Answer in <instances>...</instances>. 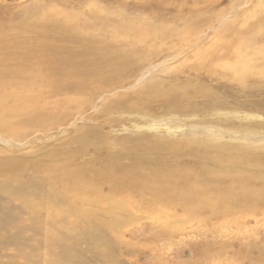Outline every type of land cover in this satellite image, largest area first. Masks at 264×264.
Here are the masks:
<instances>
[{"label":"rangeland","instance_id":"374dc122","mask_svg":"<svg viewBox=\"0 0 264 264\" xmlns=\"http://www.w3.org/2000/svg\"><path fill=\"white\" fill-rule=\"evenodd\" d=\"M37 4L35 0H0V15L4 14L0 19L5 20L3 27L0 26L3 36L9 40L20 33L18 36L23 41L33 38L28 30L18 31L14 27L28 20L27 13ZM39 4L51 10L46 14L55 22L63 21V14H67L92 21L97 17L95 24L99 25V21L109 16L104 20L110 22L106 30L96 27L101 32L95 30L97 38H105L106 43L110 40L113 47L123 48L127 53L143 52L147 59L133 63L135 73L121 78L118 84L98 85L100 88L96 93L84 94L81 105L71 108L73 115L69 122L49 132L42 131V139L33 138L35 135L23 138L16 130L5 135L6 142L0 140V161H13L8 163L6 176L0 174V182L17 185V181H26L34 167H44L51 159L99 167L109 161L130 165L140 157H161L163 164L169 162L167 164L174 168L190 167L196 163L197 156L207 157V148L201 147L203 151L195 154L170 149L147 152L144 151L146 145L142 144L144 139L159 137L166 142L181 141L190 134L205 140L208 148L226 145L253 150L254 161L244 166L242 173L252 177L255 173H264V0H43ZM114 25H134V34L116 36L111 28ZM154 28H166L169 35L157 39L141 35L146 29L150 32ZM22 31L27 32V36L22 35ZM180 33L186 35L181 37ZM138 36L141 43H138ZM150 86L163 91L175 89L186 95L178 107L172 108L163 97L139 96L143 88ZM37 92L31 95L35 98L32 104L36 110L40 107L46 109L51 106L47 103L63 99V96L50 93L49 89ZM84 98L89 99L88 102ZM2 102L3 97H0ZM26 102L22 103L28 104ZM110 105L113 107L107 110ZM27 113L35 112L29 108ZM16 122L12 123L14 127L23 130L24 123ZM167 127L173 133H168ZM245 137L258 142L245 141ZM256 179L251 185L262 187L263 181ZM129 198L107 204L112 220L119 222L115 232L118 237L140 226H154L170 237L181 233L192 236L188 238V245L174 247L172 252L162 238L147 236L141 242L135 240L138 246L129 250L132 257L136 254L134 258H138L152 251L157 257L150 263L138 258V264H166L165 258L178 249H182L185 256L180 264H200L189 257L188 247L203 242L210 246L204 247L200 255L206 257L205 264H264L263 205L251 208L241 203L237 210L226 206L222 225L214 228L211 225L216 220L213 212L202 213L207 208L195 215L182 211L175 215L179 201L178 204L174 200L164 202L156 197V200L144 204L143 209H137L129 203ZM189 199L195 204L200 200ZM13 202L24 206L21 199H13ZM28 217V214L24 215L23 223H28ZM17 251L16 246H10L0 250V255ZM123 257L128 262L135 260L127 254Z\"/></svg>","mask_w":264,"mask_h":264},{"label":"bare ground","instance_id":"6f19581e","mask_svg":"<svg viewBox=\"0 0 264 264\" xmlns=\"http://www.w3.org/2000/svg\"><path fill=\"white\" fill-rule=\"evenodd\" d=\"M35 1L37 7L27 13L28 20L14 27L18 31L28 30L34 35H31L33 38L23 41L18 33L8 40L0 32V97H3L0 103V140L3 142H6L5 135L15 130L20 131L23 138L35 135L33 138L38 139L42 131L49 132L62 127L73 115L71 108L81 105L84 94L96 93L97 88H100L98 85L110 82L118 84L121 78L135 73L133 63L147 59L143 52L127 53L123 48L113 47L110 40L109 44L104 41L105 38H97L96 27L106 30L110 22L104 20L109 16L99 21V25L95 24L96 19H99L96 16L92 21L67 14L62 15L63 21L55 22L49 20L46 14L51 10L39 4L43 0ZM57 13L60 14L59 11ZM51 17L54 20V16ZM4 23L5 20L1 18L0 26L3 27ZM127 26L114 25L111 28L116 36L122 33L128 36L133 33L134 25ZM149 30L146 29L141 35L144 38L153 36L152 39L169 35L166 28ZM21 34L27 36V32L24 34L22 31ZM183 34L178 35L183 37ZM141 42L139 37L138 43ZM45 89L54 95L63 96V99L47 103L51 106L46 109L40 107L36 110L32 104L35 98L31 95ZM138 94L140 97L151 94L163 97L172 108L178 107L186 95L175 89L163 91L157 86L145 87ZM88 100L84 98V101ZM25 101L29 105L22 103ZM111 107L107 106L106 109ZM29 108L35 113L28 114ZM16 120L24 123L23 130L14 127ZM166 131L173 133L170 127ZM159 138L142 140V144L146 145L144 151L162 152L170 149L195 154L203 151V147L207 148V157L197 156L194 165L181 168H174L167 161L163 164L161 157H140L130 165L109 161L99 167L89 163L80 166L51 159L44 167H34L26 181H17V185L0 182V250L10 246L18 249L15 254L0 255V264H138V258L150 263L157 259L154 251L143 253L138 258H134L136 254L132 253V257L129 250L138 246L135 240L141 242L147 236L152 239L162 238L168 243L167 249L170 252L174 247L185 243L188 245L191 235L181 233L170 237L160 233L154 226H140L118 237L115 232L119 222L112 220L107 204L123 197L130 196L129 203L137 209H143L144 204L156 200V197L164 199V202L174 200L178 204L179 201L180 205L174 210L175 215L179 211L195 215L199 210L207 208L202 213L213 212L216 220L211 225L214 228L222 225L226 206L231 210H237L241 203L251 208L264 206V173H255L254 177L242 173L244 166L254 161L253 150L244 146L226 145L208 148L205 140L193 134L173 142ZM214 138L211 140L217 141ZM244 140L251 139L245 137ZM11 161H0L2 177L6 176ZM227 178L230 182H226ZM254 178H260L263 186L254 188L251 185ZM16 198L21 199L24 206L14 204L13 199ZM189 198L200 200L195 204ZM26 214L29 216L28 223H23ZM12 230L16 232L11 233ZM204 247L210 246L204 242L196 247L189 245V257L194 262L205 264L206 257L200 256ZM123 254L135 260L128 262ZM184 257V251L178 249L165 258L164 263L180 264Z\"/></svg>","mask_w":264,"mask_h":264}]
</instances>
